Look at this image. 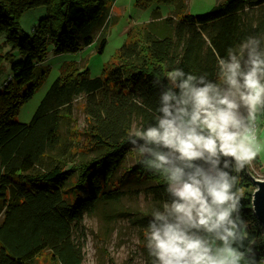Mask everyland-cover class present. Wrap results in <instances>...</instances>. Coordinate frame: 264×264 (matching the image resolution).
I'll return each mask as SVG.
<instances>
[{
	"label": "trees",
	"instance_id": "16d2710c",
	"mask_svg": "<svg viewBox=\"0 0 264 264\" xmlns=\"http://www.w3.org/2000/svg\"><path fill=\"white\" fill-rule=\"evenodd\" d=\"M113 1L0 0V35L22 57L0 53V69L5 59L11 71L0 85V264H37L38 257L49 264H81L84 215L119 200L125 179L143 184L144 192L159 201L167 200L162 178L144 169L127 140L134 121L138 128L154 123L148 108L155 111L161 90L153 87L154 74L163 76L179 67L215 80L216 53L226 57L247 36L264 35V0H221L197 14L186 11L187 0H136L140 6L169 4L172 10L162 16L156 6L148 21L129 28L101 75L92 77L87 68L64 62L30 120L16 121L19 104L32 96L43 76L37 66L47 45L54 53L89 45ZM36 7H43L45 15L30 35L21 37L20 17ZM108 18V25L115 21ZM105 43L104 34L99 35L96 50L102 52ZM77 98L83 99L86 114V140L74 150L80 158L70 156L72 145L65 141L74 131L71 107ZM134 98H142L146 107ZM128 154L134 162L123 168ZM258 166L257 157L238 174L236 187L244 192L245 244L251 242L258 261L264 262V228L251 208L254 187L248 176ZM150 216L135 220L146 230Z\"/></svg>",
	"mask_w": 264,
	"mask_h": 264
},
{
	"label": "clouds",
	"instance_id": "9594fccd",
	"mask_svg": "<svg viewBox=\"0 0 264 264\" xmlns=\"http://www.w3.org/2000/svg\"><path fill=\"white\" fill-rule=\"evenodd\" d=\"M215 55V80L179 67L154 74L161 89L155 111L148 108L154 123L127 137L144 169L166 185L168 198L152 209L144 233L151 264H264L245 244L244 192L236 187L264 151V35ZM134 103L146 107L142 98Z\"/></svg>",
	"mask_w": 264,
	"mask_h": 264
},
{
	"label": "rangeland",
	"instance_id": "374dc122",
	"mask_svg": "<svg viewBox=\"0 0 264 264\" xmlns=\"http://www.w3.org/2000/svg\"><path fill=\"white\" fill-rule=\"evenodd\" d=\"M221 0H187L186 11L191 14L203 13L209 10L214 4ZM158 6L162 16L167 15L172 6L169 4L150 3L140 6L136 0H114L108 9V14L100 20L92 31L93 40L91 43L77 52L54 53L51 44L47 45L45 59L38 64V69H43V76L35 88L32 96L19 104L13 118L18 122H28L35 111L41 98L52 81L60 74V67L64 62L72 61L78 68H87L90 76L101 75L103 69L114 61V54L117 48L126 38L129 28L150 19L151 14ZM45 15L43 7H36L26 10L20 17L21 37L31 34L33 27L39 18ZM112 16L115 21L108 25V18ZM104 34L106 43L102 52L96 50L99 35ZM0 53H12L14 59L22 58L15 50L4 42L3 35H0ZM10 63L5 59L1 61L0 85L10 75ZM71 115L75 122L74 131L66 134L68 137H75L79 141L70 142L65 136V141L69 142L70 149L77 158L81 153L76 152V148L81 142H85L83 134L86 126L85 112L83 110V99L77 98L71 107ZM65 125L67 128L69 126ZM63 127L65 131L66 128ZM138 129L134 121L132 131ZM261 139L264 140V122L261 124ZM134 153V147L131 148ZM89 156L93 152L87 153ZM127 155L123 161V168L134 162V157ZM260 166L254 168L255 176H264V151L258 156ZM251 167V166H250ZM122 168L118 171V176L122 173ZM125 173H123L124 175ZM131 178L125 179L122 183L124 191L119 200L98 206L92 213L85 214L82 220L83 228L80 241L82 242L81 264H151V258L144 246L145 229L138 225L136 216L150 214L154 207H159L161 202L157 198L145 193L143 184L138 185L131 182ZM140 184V183H139ZM42 257H38L37 264H49L41 262Z\"/></svg>",
	"mask_w": 264,
	"mask_h": 264
},
{
	"label": "water",
	"instance_id": "95a60500",
	"mask_svg": "<svg viewBox=\"0 0 264 264\" xmlns=\"http://www.w3.org/2000/svg\"><path fill=\"white\" fill-rule=\"evenodd\" d=\"M248 176L254 187L251 193V208L257 221L264 228V183H258L257 176L250 171H248Z\"/></svg>",
	"mask_w": 264,
	"mask_h": 264
},
{
	"label": "built area",
	"instance_id": "2783aa9c",
	"mask_svg": "<svg viewBox=\"0 0 264 264\" xmlns=\"http://www.w3.org/2000/svg\"><path fill=\"white\" fill-rule=\"evenodd\" d=\"M261 262H263V261H261Z\"/></svg>",
	"mask_w": 264,
	"mask_h": 264
}]
</instances>
